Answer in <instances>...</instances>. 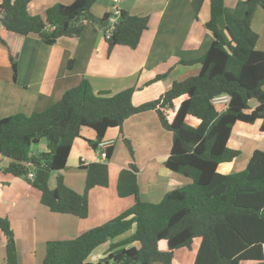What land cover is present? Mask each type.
<instances>
[{"label":"trees","instance_id":"obj_1","mask_svg":"<svg viewBox=\"0 0 264 264\" xmlns=\"http://www.w3.org/2000/svg\"><path fill=\"white\" fill-rule=\"evenodd\" d=\"M97 1L76 0L32 16V0H0V43L8 50L14 79L28 36L52 46L63 38H80L91 23L104 32L110 49H136L148 30L149 18L125 11L117 17L107 13L99 18L92 13ZM204 1H193L197 14ZM209 2L206 29L213 41L193 63L200 67L198 75L175 82L157 100L135 106L136 88L116 95L95 93L84 81L45 111L0 120V162L10 161L3 171L26 179L41 192V204L55 214L86 219L89 193L109 186L113 148L107 150L106 162H81L80 169L86 172L82 194L68 188L60 176L82 132L96 133V140L88 143L98 150L110 129L122 130L128 119L148 112H155L173 136L165 167L189 181L160 203H145L139 196L138 170L130 164L118 176L117 195L133 197L134 205L76 239L49 242L42 264H91L88 258L110 242L108 252L96 264H174L177 252H193L196 246L193 264H264V151H255L242 172L223 175L218 171L241 155L229 147L237 123L260 121L264 131V51L256 49L259 36L252 29L257 9L264 11V0L246 1L245 16L235 22L238 35L225 23V0ZM221 96L230 101L219 113L213 100ZM178 99L182 102L177 109ZM187 117L199 120V126L187 124ZM42 140L46 151L33 154V145ZM53 174L54 189L50 185ZM0 235L5 238V264H19L15 234L7 218L0 217Z\"/></svg>","mask_w":264,"mask_h":264},{"label":"crops","instance_id":"obj_2","mask_svg":"<svg viewBox=\"0 0 264 264\" xmlns=\"http://www.w3.org/2000/svg\"><path fill=\"white\" fill-rule=\"evenodd\" d=\"M76 0H32L30 13L36 16L57 5H71ZM194 0H98L92 13L102 17L107 13L125 11L130 15L149 18L148 30L136 49L115 46L110 49L103 31L88 23L80 38H63L55 45L44 44L28 36L19 57L15 80L7 48L0 43V120L17 114L30 116L57 103L64 93L88 82L95 93L116 95L136 88L133 104L140 106L160 98L175 82H184L198 75L200 67L193 65L210 48L212 37L206 29L210 19V2L205 0L196 13ZM247 0H225V23L239 34L235 22L246 13ZM236 27V28H235ZM231 28V29H232ZM232 29V30H233ZM252 29L259 36L256 49L264 51V11L257 9ZM235 32V31H233ZM157 77H162L155 81ZM182 99L175 101L178 109ZM255 107L256 103H252ZM224 104L216 105L219 113ZM186 123L198 127L200 121L187 117ZM241 124V125H240ZM255 126V128H254ZM262 122L253 125L237 123L229 147L241 151L234 162L219 166V173L230 175L244 171L257 150L264 151ZM91 130V129H89ZM88 140L96 133L83 131L74 141L68 159V169L81 172L79 179L65 184L82 194L85 188L86 164L100 162L101 151L94 150ZM105 140L113 141L109 161V186L89 193V213L86 219L55 214L41 204V192L24 178H16L3 169L9 160L0 162V217L7 218L15 234L18 263L42 264L49 242L76 239L81 234L115 219L134 205V198H119L117 181L120 172L133 164L138 170L140 199L145 203H160L165 196L189 183L165 167L172 148L173 136L166 131L155 112L128 119L122 130L110 129ZM129 143L127 156H120L122 144ZM127 147V144L125 145ZM46 151V144L42 152ZM68 171V170H67ZM51 185V183H50ZM54 189L55 186L51 185ZM103 247L93 254L98 261L108 252ZM193 252L176 253L174 264H193ZM5 238L0 235V264H5Z\"/></svg>","mask_w":264,"mask_h":264},{"label":"rangeland","instance_id":"obj_3","mask_svg":"<svg viewBox=\"0 0 264 264\" xmlns=\"http://www.w3.org/2000/svg\"><path fill=\"white\" fill-rule=\"evenodd\" d=\"M95 16H96V14H94ZM96 17H99L100 18V16H96ZM232 28V27H231ZM236 28V27H235ZM233 29V28H232ZM237 29V28H236ZM238 30V29H237ZM233 31H235L234 32V34L235 35H238V32L236 31V30H234L233 29ZM262 47H264V39H263V41H262ZM7 53H8V50H7ZM8 57H9V55H8ZM260 122V121H259ZM257 123V122H256ZM241 125V124H240ZM251 126V125H250ZM235 127V126H234ZM254 128H255V126H254ZM234 130V129H233ZM84 131H90V132H92V130H89V129H85ZM46 144V142H45V140H42V142L38 145V144H36V145H33V147H32V149H31V152L33 153V154H35V155H38V154H40L41 152H42V147H43V145H45ZM126 144H122V146H121V153H120V156H123L124 154H126V156H127V152H128V150H127V147L125 146ZM132 150H134L135 151V148H133L132 147ZM127 151V152H126ZM43 152H45V151H43ZM68 170V171H67ZM242 170L243 169H241V171L240 172H242ZM79 175H81V172H79L78 170H74V169H66V170H63V171H61L60 172V176H62L63 177V180L65 181V177H66V179L67 180H69V182H75L76 180H78L79 179ZM85 178H86V173H85ZM26 180V179H25ZM50 183H51V185L52 186H55L56 187V174H53V176L51 177V180H50ZM65 183V182H64ZM66 185V184H65ZM67 186V185H66ZM69 188V187H68ZM37 190V189H36ZM118 240H120V239H116V240H114V242H117ZM110 245H111V242L110 243H108V244H106V245H104V246H101V247H99V248H97L96 249V252L97 251H99V249H102L103 247H110ZM94 255L95 254H92L89 258H88V260H87V262L88 263H91V264H96L97 262H98V259H95V258H93L94 257ZM241 264H255L254 262H249V261H247V262H242Z\"/></svg>","mask_w":264,"mask_h":264},{"label":"built area","instance_id":"obj_4","mask_svg":"<svg viewBox=\"0 0 264 264\" xmlns=\"http://www.w3.org/2000/svg\"><path fill=\"white\" fill-rule=\"evenodd\" d=\"M114 15H115V17H117L119 15V10L115 11ZM111 21L115 22L116 19L114 18ZM229 101H230V97H228V96H221V97L215 98L213 100L215 106L216 105H220V104H224V105L228 106ZM113 143H114L113 141L104 140L103 142H101L99 144L98 149L101 151L100 162H106V160H107V153L106 152H107L108 149H110L112 147ZM29 177L31 179H33L34 178V174H30Z\"/></svg>","mask_w":264,"mask_h":264}]
</instances>
